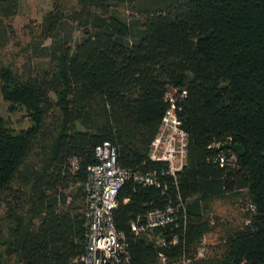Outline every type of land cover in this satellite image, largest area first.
<instances>
[{"label":"trees","instance_id":"1","mask_svg":"<svg viewBox=\"0 0 264 264\" xmlns=\"http://www.w3.org/2000/svg\"><path fill=\"white\" fill-rule=\"evenodd\" d=\"M19 6L0 0V53ZM28 35L23 64L0 60L7 110L30 122L0 117V264H82L87 168L103 142L156 182L129 178L116 197L129 264H264V0H52ZM170 91L188 136L176 181L147 156ZM239 196L242 225L211 215ZM169 204L162 244L131 231Z\"/></svg>","mask_w":264,"mask_h":264},{"label":"built area","instance_id":"2","mask_svg":"<svg viewBox=\"0 0 264 264\" xmlns=\"http://www.w3.org/2000/svg\"><path fill=\"white\" fill-rule=\"evenodd\" d=\"M184 93H182L183 95ZM170 107L163 116L158 131L148 148V159L167 163L166 174L176 181L177 175L186 165L187 133L181 128L176 114L174 91L168 92ZM96 163L87 168L85 183L84 217L86 220L85 250L82 264H129L130 255L125 236L113 222V211L117 206L116 197L126 180L146 185H156L152 175H141L122 168L117 162V150L109 142H103L94 149ZM220 166L224 159H219ZM73 172L78 168L76 159L70 161ZM180 205L169 204L164 210H152L144 219L130 223L133 233L145 237L155 244H162L160 233L166 225L174 223ZM203 254V249L199 250ZM164 261V257L160 254Z\"/></svg>","mask_w":264,"mask_h":264},{"label":"rangeland","instance_id":"3","mask_svg":"<svg viewBox=\"0 0 264 264\" xmlns=\"http://www.w3.org/2000/svg\"><path fill=\"white\" fill-rule=\"evenodd\" d=\"M52 0H20L18 14L9 21V38L3 52L0 53V60L4 63L12 62L17 66L24 63L29 57L25 49L30 44L29 28H36L41 23L43 15L51 10ZM124 12V11H122ZM128 13V12H126ZM78 34L74 33V39ZM49 42L47 41L46 44ZM8 105L3 101L0 94V117L4 118L8 124L15 130L26 129L30 122L23 110L10 113L7 110ZM247 204L244 203L241 196L227 201H217L213 205L212 216L220 218L221 223L240 226L246 221ZM220 234L217 232L205 237L203 246L217 243Z\"/></svg>","mask_w":264,"mask_h":264}]
</instances>
